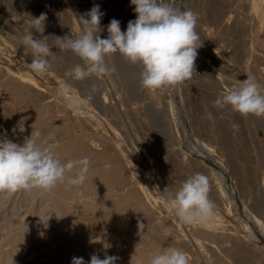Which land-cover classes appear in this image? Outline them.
Masks as SVG:
<instances>
[{"label":"rangeland","instance_id":"rangeland-1","mask_svg":"<svg viewBox=\"0 0 264 264\" xmlns=\"http://www.w3.org/2000/svg\"><path fill=\"white\" fill-rule=\"evenodd\" d=\"M249 2L178 0L198 14L194 72L174 87L148 90L142 66L120 53L106 59L110 75L77 80L84 61L53 45L55 36H78L81 17L97 4L101 38L113 18L126 31L136 19L131 0H0V139L23 144L32 136L38 146L56 145L62 164L90 161L82 185L67 183L74 168L50 191L0 192V264H72L93 254L149 264L154 251L168 248L183 251L189 264H264V116L215 104L247 78L264 90V20L249 16ZM42 13L38 33L32 20ZM30 30L53 45L44 74L27 67L33 57L21 38ZM73 98L78 110L69 107ZM198 172L209 178L214 216L188 224L169 203Z\"/></svg>","mask_w":264,"mask_h":264},{"label":"clouds","instance_id":"clouds-1","mask_svg":"<svg viewBox=\"0 0 264 264\" xmlns=\"http://www.w3.org/2000/svg\"><path fill=\"white\" fill-rule=\"evenodd\" d=\"M136 13L135 20H129L126 31H121L120 21L113 18L107 26V38H101L100 21L103 12L94 5L85 17H81L86 27L76 36H55V47L61 51L71 50L84 61V67L75 69V78L84 80L91 74L110 75L114 69L106 64V59L120 53L132 64L142 66L140 84L148 90L174 87L191 79L197 49L202 44L196 31L198 14L192 10H182L178 0H131ZM46 15L33 18L32 25L38 33L44 32ZM46 37L36 38L33 31L21 38V45L30 50L33 59L27 67L36 74H44L51 67L49 58L54 55ZM68 89L58 94L63 96ZM95 90V89H93ZM80 102L73 98L69 107L78 110ZM215 104L224 108L230 106L242 116H264V90L252 78L232 85L227 94L218 97ZM232 127L238 130V125ZM39 137L40 133L35 134ZM58 144V142H57ZM56 145L41 147L30 136L23 144L7 138L0 139V192L15 193L21 189L39 188L52 190L58 182H64L66 174L74 168L75 176L67 177L70 185H82L87 178L90 161L85 157L62 164L54 156ZM110 165H106L108 167ZM210 182L208 176L195 173L187 178L171 198L169 207L180 221L188 224H205L214 216V202L209 199ZM142 230L143 223H138ZM117 256L105 255L101 259L93 254L89 262L83 257H73L72 264H116ZM149 264H189L187 255L176 248L157 249L151 254Z\"/></svg>","mask_w":264,"mask_h":264},{"label":"bare ground","instance_id":"bare-ground-1","mask_svg":"<svg viewBox=\"0 0 264 264\" xmlns=\"http://www.w3.org/2000/svg\"><path fill=\"white\" fill-rule=\"evenodd\" d=\"M250 5H249V11H250V13L251 14H249V12H248V14H249V16H253V19L254 20H256V19H258V20H264V0H250ZM36 5V4H35ZM52 6V5H51ZM33 7V6H32ZM33 10V9H32ZM245 11V10H244ZM247 14V13H246ZM248 14H247V18H248ZM250 19V18H249ZM251 20V19H250ZM260 22V21H259ZM73 23V22H72ZM75 23V22H74ZM256 24H257V22H255ZM262 23V22H261ZM248 24V23H247ZM253 24H254V21H253ZM255 25V24H254ZM257 26V25H256ZM261 26H262V24H261ZM253 28V27H252ZM53 47V46H52ZM239 48V47H238ZM262 67V66H261ZM246 68V67H245ZM248 69V68H247ZM254 71V70H253ZM249 72H250V70H249ZM260 73H262V72H260ZM247 74V73H246ZM256 74V73H255ZM261 75V74H260ZM249 76V75H248ZM251 76V75H250ZM249 76V77H250ZM259 77V76H258ZM257 77V78H258ZM247 78V77H246ZM262 86V85H261ZM147 102V101H146ZM149 102V101H148ZM150 103V102H149ZM151 104V103H150ZM145 108V107H144ZM143 109V108H142ZM140 110V109H139ZM144 110V109H143ZM251 115V114H250ZM251 117V116H250ZM251 119V118H250ZM257 124V123H256ZM251 125V124H250ZM249 126V125H248ZM249 128V127H248ZM262 130H264V129H262ZM250 132V131H249ZM254 135V134H253ZM261 145H262V143H261ZM262 149V148H261ZM260 156H261V154H260ZM261 160H262V158H261ZM260 162V161H259ZM259 166V165H258ZM261 168H262V171H264V163H262L261 165ZM260 168V169H261ZM258 172V171H257ZM262 173V172H261ZM70 232V231H69ZM65 234H68V233H65ZM70 236H68L67 238H69V237H71V232H70V234H69ZM77 234L75 233V236H76ZM75 236H73L72 235V238L74 237V239H75ZM82 236H83V234H82ZM78 238H80L79 236H77ZM66 238V239H67ZM73 239V240H74ZM82 239V238H81ZM83 240V239H82ZM72 241V240H71ZM84 241V240H83ZM82 241V242H83ZM69 242V241H68ZM75 242V241H74ZM72 243V242H71ZM69 244V243H68ZM81 244V243H80ZM72 245H74V243L72 244ZM83 245V244H82ZM74 247V246H73ZM77 247H79V246H77ZM81 247V246H80ZM86 247H87V245H86ZM76 248V247H75ZM74 249V248H73ZM80 249V248H79ZM77 250V249H76ZM81 250V249H80ZM68 251H69V249H68ZM73 251H75V250H73ZM78 251V250H77ZM70 252V251H69ZM79 252V251H78ZM78 252H76V253H78ZM80 252H82V251H80ZM84 252H86V251H84ZM85 254V253H84ZM84 254H82V255H84ZM248 256V255H247ZM246 257V256H245ZM85 258H86V256H85ZM84 258V259H85ZM240 258V257H239ZM244 259V258H243ZM241 260H242V258H241Z\"/></svg>","mask_w":264,"mask_h":264}]
</instances>
